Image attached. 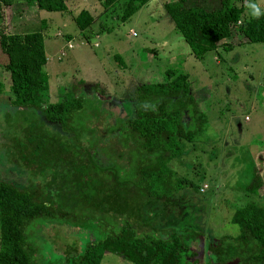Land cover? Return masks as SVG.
Returning a JSON list of instances; mask_svg holds the SVG:
<instances>
[{
	"label": "trees",
	"instance_id": "obj_1",
	"mask_svg": "<svg viewBox=\"0 0 264 264\" xmlns=\"http://www.w3.org/2000/svg\"><path fill=\"white\" fill-rule=\"evenodd\" d=\"M24 1L37 9L68 10L64 0ZM147 1L96 0L104 11L118 2L117 16L121 20ZM10 2L0 0V50L7 56L3 64L9 82L6 97L16 109L15 121H27L19 152L31 168L29 181L24 184L0 175V264H37V248L28 229L35 221L48 218L92 220L103 231L100 237L87 240L81 251L70 257V264H99L105 252L134 264H209L208 258L220 264H264V207L257 200L244 199L233 208L229 220L237 231L220 235L215 243L207 239V259L203 262L197 250L185 241L194 226L188 227L190 230L169 227L157 234L141 230L144 224L149 225L144 221L147 201L173 197L180 189L193 185L192 177L177 175L169 165L184 151L185 143L194 140L206 119L197 102L201 96L197 98L189 90L187 73L167 67L159 79L137 83L131 114L106 127V136L125 149L112 154L121 158L118 167L111 155L93 150L90 144L85 149L74 146L80 143V130L87 116L80 95L85 82L76 78L70 88L55 84L57 98L48 99L41 33L4 29V8ZM162 6L196 57L218 47L229 49L233 35L238 36V42H264V16L244 17L242 0H165ZM91 18L86 9H81L73 21L82 30ZM145 102L157 104V110L144 111L140 106ZM36 112L41 121L56 123L67 136L41 127ZM93 138L88 136L89 140ZM99 140L94 139L96 145ZM69 156L89 161L92 171L87 170V177L71 173L75 165ZM60 163L63 168L57 171L55 164ZM73 185L74 195L70 193ZM261 185L259 171L254 169L243 191L256 195Z\"/></svg>",
	"mask_w": 264,
	"mask_h": 264
},
{
	"label": "rangeland",
	"instance_id": "obj_2",
	"mask_svg": "<svg viewBox=\"0 0 264 264\" xmlns=\"http://www.w3.org/2000/svg\"><path fill=\"white\" fill-rule=\"evenodd\" d=\"M66 1L67 11L21 12L23 6L19 3L23 1L19 0L11 4V14L9 10L5 14L3 28L41 33L45 54L43 70L50 101L57 98L55 84L70 88L74 79L84 80L85 90L80 91V95L87 116L80 130V143L76 142L75 147L85 149L90 144L93 150L111 155V160L120 167L121 158L112 154L124 148L115 141L116 144L114 138L106 136V127L115 124L113 121L117 118L131 114L137 83L159 79L167 67L186 72L190 92L197 98L201 96L197 102L204 111L205 122L194 140L190 144L186 142L184 151L169 162L177 175L192 177L193 185L180 189L173 197L147 201L144 221L149 225L144 224L141 230L157 234L165 233L169 227L190 230L188 227L194 226L195 230L185 241L191 249L197 250L201 262L206 261L207 239L215 243L220 235L237 231V226L229 220L235 206L244 199H252L264 207V192L260 190L255 195L243 191L254 169L264 164V42H238V36L233 35L229 49L218 47L196 57L164 11L162 3L165 0H148L125 20L117 16V2L112 9L99 15L93 27L83 31L76 27L73 16L81 8L94 9L93 6L100 4L95 0ZM242 2L243 15L248 17L249 0ZM252 2L264 9V0ZM95 9L97 15L98 8ZM67 43L71 46L67 47ZM6 61V54L0 50V175L24 184L31 166H26L20 157L19 142H24L23 129L27 121H15L16 109L6 97L9 92L3 67ZM36 114L41 127L56 131L61 137L67 136L56 123L41 121L40 113ZM89 135L94 138L89 140ZM94 139L101 140L96 145ZM255 148L260 150L254 152ZM69 150L72 154L71 146ZM260 157L263 159L259 160ZM73 159L75 166L71 167V173L87 177V170L92 171L89 161ZM56 168L60 171L63 166L55 164ZM45 176L49 178L48 174ZM196 183L197 188L193 189ZM203 183L206 187L199 189L203 191L200 193L198 188ZM70 193L74 195V185ZM102 234L92 220L39 219L28 229V236L37 248V264H70V257L78 254L87 240ZM207 262L220 264L211 258ZM99 264L134 263L118 254L105 252Z\"/></svg>",
	"mask_w": 264,
	"mask_h": 264
},
{
	"label": "crops",
	"instance_id": "obj_3",
	"mask_svg": "<svg viewBox=\"0 0 264 264\" xmlns=\"http://www.w3.org/2000/svg\"><path fill=\"white\" fill-rule=\"evenodd\" d=\"M19 1V0H18ZM18 1H14V0H12V2H10V4L9 5H6L5 6V8H4V12H5V14L8 12V10H9V15L11 14V11H10V7H11V4H13V3H18ZM23 2L22 3H19V6H23L21 9V12L22 11H24V10H26V11H30V12H33V11H36V7L33 5V4H27V3H25V1L24 0H22ZM65 1V3H66V5H67V8L69 9V7H68V4H67V1L66 0H64ZM95 2H96V0H95ZM97 6H93L94 7V9H89V8H81V9H86L89 13H90V15L92 16V18H91V20H90V23L87 25V29H89L90 27H93V25L92 24H94L95 25V22L99 19V15H101L102 13H103V11H104V9H102V8H100V5H98V4H96ZM95 8H98L97 10V15L95 14ZM94 10V11H93ZM20 13V12H19ZM70 13H72V12H70ZM6 19H7V17H6ZM83 30H86L85 28L84 29H82V31ZM62 34V33H61ZM80 35H84L83 33H80ZM85 36V35H84ZM67 38H70L69 36H66ZM42 42H43V39H42ZM43 46H44V43H43ZM62 51V50H61ZM258 150H260V148H255L254 149V152L255 151H258ZM252 156V158L253 157H255L256 158V156H253V155H251ZM263 159V157H260L259 158V160H262ZM260 164V161H259V163L257 164V166ZM258 171H259V174H260V177H261V180H262V189L264 188V164H262L259 168H258ZM261 189V191L262 192H264L263 190Z\"/></svg>",
	"mask_w": 264,
	"mask_h": 264
},
{
	"label": "clouds",
	"instance_id": "obj_4",
	"mask_svg": "<svg viewBox=\"0 0 264 264\" xmlns=\"http://www.w3.org/2000/svg\"><path fill=\"white\" fill-rule=\"evenodd\" d=\"M247 7L249 8L251 18L259 19L261 16H264V11H261L259 5L255 2H252V0H249ZM140 107L144 111H156L158 106L155 103L149 104L145 102Z\"/></svg>",
	"mask_w": 264,
	"mask_h": 264
},
{
	"label": "built area",
	"instance_id": "obj_5",
	"mask_svg": "<svg viewBox=\"0 0 264 264\" xmlns=\"http://www.w3.org/2000/svg\"><path fill=\"white\" fill-rule=\"evenodd\" d=\"M97 43H94V45H96ZM71 46V43H67V47H70ZM63 50L62 51H60V54H63ZM58 57V56H57ZM204 187H206V184L205 183H203V184H201V186H200V190H203L204 189Z\"/></svg>",
	"mask_w": 264,
	"mask_h": 264
}]
</instances>
